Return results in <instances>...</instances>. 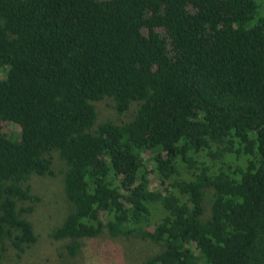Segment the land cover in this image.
I'll use <instances>...</instances> for the list:
<instances>
[{
	"label": "trees",
	"instance_id": "16d2710c",
	"mask_svg": "<svg viewBox=\"0 0 264 264\" xmlns=\"http://www.w3.org/2000/svg\"><path fill=\"white\" fill-rule=\"evenodd\" d=\"M262 1L0 0V264L38 242L54 154L60 264H125L119 238L142 264H264ZM105 100L130 119L98 124Z\"/></svg>",
	"mask_w": 264,
	"mask_h": 264
},
{
	"label": "rangeland",
	"instance_id": "374dc122",
	"mask_svg": "<svg viewBox=\"0 0 264 264\" xmlns=\"http://www.w3.org/2000/svg\"><path fill=\"white\" fill-rule=\"evenodd\" d=\"M260 7L264 11V0L261 2ZM148 32L147 28L143 29V33L146 35ZM96 108L99 115L98 124L108 121L120 123L130 119V115L125 117L120 116L114 110L113 103L110 100L96 103ZM5 131L13 141L20 139L21 129L17 124H6ZM53 170V176L33 177L31 180L33 192L40 198V201L35 205L34 212L30 214L38 242L21 257H19L17 252H11L7 259V264H60L58 254L62 252L61 248L63 244L54 241L50 237V234L56 227L62 224L64 217L69 212V206L66 204L63 188L64 163L59 159L58 154H54ZM150 189L156 192L160 190V186L157 183H152ZM211 199L212 195L209 194L208 200ZM107 237H101L99 239L100 242L107 241ZM115 242L122 248L121 251L125 256V264H142V260H145L147 256L154 252L152 246L138 243L133 239L119 238ZM95 253V247L90 246L75 262L77 264L98 263L97 261L99 260L96 259Z\"/></svg>",
	"mask_w": 264,
	"mask_h": 264
}]
</instances>
